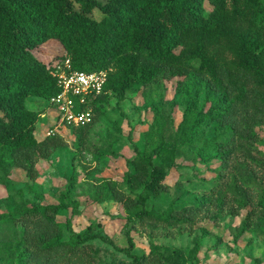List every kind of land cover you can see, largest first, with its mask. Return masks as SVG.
Instances as JSON below:
<instances>
[{
	"label": "trees",
	"instance_id": "trees-1",
	"mask_svg": "<svg viewBox=\"0 0 264 264\" xmlns=\"http://www.w3.org/2000/svg\"><path fill=\"white\" fill-rule=\"evenodd\" d=\"M95 8L98 19L91 15ZM48 41L58 42L61 52L44 60L35 49ZM224 49L231 55L229 60L220 55ZM66 58L82 71L110 68L102 92L91 102L94 115L106 98L123 100L130 88L163 77L175 78V87L190 92L175 129L170 131V116L166 119L154 110L159 141L149 151L135 149L130 160L134 171L123 176L129 185L141 187L130 204L142 206L135 212L139 219L143 215L168 218L176 210L168 207L158 213L143 205L150 194L164 188V179L178 167V154L191 151L204 161L228 155L236 104H242L249 92L246 83L264 89V0H0V180L15 166L30 170L33 157L47 154L54 137L38 140L35 135L44 110L29 108L26 99L47 100L58 92L50 71ZM256 93L264 114V90ZM92 121L71 128L83 129ZM74 183L69 176L56 204L22 205L0 214V223L17 217L31 224L20 230L18 239L0 237V260L47 264L59 253L73 255L91 239L107 241L93 232V224L74 231L68 220L70 234L61 238L62 229L51 216L69 206L75 211ZM103 186L97 200L122 199L112 184ZM253 209L264 215V189ZM39 222L46 227L36 229ZM242 223L245 227L248 220ZM124 233L128 246L119 249L131 264L143 263L144 256L131 252L128 228Z\"/></svg>",
	"mask_w": 264,
	"mask_h": 264
},
{
	"label": "rangeland",
	"instance_id": "rangeland-1",
	"mask_svg": "<svg viewBox=\"0 0 264 264\" xmlns=\"http://www.w3.org/2000/svg\"><path fill=\"white\" fill-rule=\"evenodd\" d=\"M91 15L98 19L100 12L95 8ZM60 52V44L52 41L35 49L44 60ZM220 55L231 58L225 49ZM175 81L163 77L130 88L123 100L106 98L92 123L83 129L56 128L55 107L41 97L26 99L29 108L44 110L36 123V138L54 139L46 155L33 157L30 170L15 166L0 180V214L22 205L56 204L72 176V197L78 202L75 211L69 206L51 216L62 229L61 238L70 234L68 220L74 231L93 224V232L107 240L91 239L73 255L59 253L47 264H131L119 249L128 246L127 228L133 239L131 252L145 258L141 264H264V215L253 209L264 189V114L256 97V90L264 89L252 81L246 83V100L236 104L234 137L226 147L229 154L204 161L191 151H181L178 167L164 179V188L150 194L143 205L158 213L171 207L176 213L168 218L143 215L139 219L135 212L142 206L130 205L141 187L129 185L123 176L134 171L130 160L135 149L149 151L159 141L154 110L166 119L171 117L170 131L182 119L185 95L190 92L175 87ZM50 128L52 133L47 135ZM105 183L112 184L122 199L97 200ZM244 220H248L245 227ZM30 226L17 217L8 218L0 223V237L18 239L20 230ZM45 227L39 222L35 228ZM0 264L8 262L0 260Z\"/></svg>",
	"mask_w": 264,
	"mask_h": 264
},
{
	"label": "built area",
	"instance_id": "built-area-1",
	"mask_svg": "<svg viewBox=\"0 0 264 264\" xmlns=\"http://www.w3.org/2000/svg\"><path fill=\"white\" fill-rule=\"evenodd\" d=\"M108 70H78L72 67L69 58L54 65L50 73L56 78L59 90L47 101L57 111L56 128L82 127L93 120L91 102L102 92ZM51 133L52 128L46 131L47 135Z\"/></svg>",
	"mask_w": 264,
	"mask_h": 264
}]
</instances>
